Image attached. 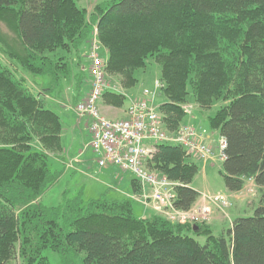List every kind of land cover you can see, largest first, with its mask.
<instances>
[{
  "label": "trees",
  "instance_id": "1",
  "mask_svg": "<svg viewBox=\"0 0 264 264\" xmlns=\"http://www.w3.org/2000/svg\"><path fill=\"white\" fill-rule=\"evenodd\" d=\"M79 1L0 0V20L23 47L21 55L5 53L29 74L48 77L50 94L77 80L75 103L85 95L84 69L76 73L70 54L90 47L95 32L108 50L107 73L120 75L125 89L155 59L164 128L184 124L188 101L202 109L222 102L208 122L227 141L226 187L238 192L253 180L259 206L219 236L204 223L172 222L155 211L139 217L130 199L105 194L44 206L41 196L59 179L47 151L62 149L63 122L47 94L31 93L0 56V264H49V248L64 264H264V0H108L90 14ZM102 98L115 107L126 100L111 90ZM148 166L175 183L177 209L198 201L191 183L199 167L182 146L158 144ZM132 188L141 190L136 179Z\"/></svg>",
  "mask_w": 264,
  "mask_h": 264
},
{
  "label": "rangeland",
  "instance_id": "2",
  "mask_svg": "<svg viewBox=\"0 0 264 264\" xmlns=\"http://www.w3.org/2000/svg\"><path fill=\"white\" fill-rule=\"evenodd\" d=\"M106 1L108 0H81L78 2V5L85 7L90 14L93 12L96 4ZM96 38L98 40V37ZM98 42L99 46H101V56L106 64L108 50L99 40ZM88 49L89 45L87 43L81 47L79 55L75 53L70 54V60L75 66L76 73H79L82 66L86 68H84L85 71H81L84 79L82 86L83 88L85 87L82 95H86L90 88V63L85 56ZM5 52H10L13 55H21L23 54V47L15 32L5 22L0 20V56L2 62L10 67L18 78L25 80V84L31 93L34 95L46 93L49 95L45 99L46 105L55 110L63 122L62 149L60 151H47L50 156V168L52 171L59 173V179L41 196L40 202L46 207H54L60 206L65 201V197L72 198L81 195L83 200L87 202L105 194L113 199L128 198L133 202L134 213L137 216H149V212L146 215L144 214L147 209L143 208L132 190L128 191V197L125 196L120 192L122 190L118 188L115 183L116 181L113 183L112 177L105 175L106 171L98 166L97 155L89 146L91 135L86 119L81 118L79 121L82 122L78 123L77 114L76 112V115L74 114L72 108L75 103L74 96L78 91V89L76 90L77 80L71 79L70 82L63 81L55 89V92L50 94V91H48V77L29 74L20 68ZM135 75L138 78V83L130 89H125L122 86V77L120 75L107 73L109 83L118 87L119 91L125 94L126 100L124 107L128 106L129 99L132 96L140 97L145 88L151 91L153 90L155 81L161 79V66L155 59H151L148 61L147 66L144 69L137 70ZM111 91H114V89L112 88ZM164 100L165 97L161 91L155 92V105H159ZM187 104L189 111L184 119V124L192 125L201 132L204 131L206 144L215 153L213 158L206 163L198 158H193L199 167V171L193 178L191 185L200 193H220L228 195L232 203L226 209V214L217 211L214 213L215 217H212L204 223L210 226L214 235L219 236L232 226L236 218L253 216L255 214V210L259 206L261 191L253 180L246 181L243 189L238 192H230L226 187L224 164L223 160L219 158V142L222 136L219 131L212 130L208 122V117L215 114L222 102H217L208 109L200 108L193 100L188 101ZM121 175L128 179L129 187L133 181V175L130 172L127 174L122 173ZM112 183L113 185H111ZM193 222L199 223L196 221ZM195 237L201 244H204L206 241L204 234L196 235ZM44 255L47 257L49 264H64L57 251L49 248L44 251Z\"/></svg>",
  "mask_w": 264,
  "mask_h": 264
},
{
  "label": "built area",
  "instance_id": "3",
  "mask_svg": "<svg viewBox=\"0 0 264 264\" xmlns=\"http://www.w3.org/2000/svg\"><path fill=\"white\" fill-rule=\"evenodd\" d=\"M96 37L95 32L88 51L90 88L74 110L79 118L89 122V146L97 155L98 166L115 167L123 173L130 172L140 185L141 190L135 195L139 202L172 222L205 223L217 211L226 214V209L232 205L231 199L220 193H201L200 201L198 199L190 209H177L174 205L175 183L148 166L157 152V145L162 143L180 145L187 155L203 162L211 160L215 155L206 144L204 131L189 124H183L175 132L164 128L159 105L154 104L155 92H162L164 87L162 81L156 80L152 91L145 88L140 97H131L124 118L109 119L101 114L99 102L105 91L112 88L119 91V88L109 83L106 64ZM226 147L227 141L222 137L219 142V158L223 161L226 159Z\"/></svg>",
  "mask_w": 264,
  "mask_h": 264
},
{
  "label": "crops",
  "instance_id": "4",
  "mask_svg": "<svg viewBox=\"0 0 264 264\" xmlns=\"http://www.w3.org/2000/svg\"><path fill=\"white\" fill-rule=\"evenodd\" d=\"M84 69V67H82ZM87 89V88H86ZM125 90V89H124ZM83 93V91H81ZM82 95V94H81ZM86 95L83 96V98L85 97ZM47 97H49V95H46L44 98L46 99ZM132 98H136V97H133ZM61 100V99H60ZM60 100H57V101H60ZM100 103H101V107H100ZM130 103V102H129ZM76 105V103H74ZM73 104V112L75 114V110H74V107L75 105ZM125 104V103H124ZM129 105V104H128ZM121 106V107H115V106H112V105H109L107 104L104 99L102 98L99 102V109H100V112L103 116L109 118V119H115V118H124L126 116V107ZM76 115V114H75ZM77 116V115H76ZM77 119H78V123L82 122V121H79L81 120V118H79L77 116ZM86 122H87V126H88V120L86 119ZM103 170H105V175H109L110 177H112V182L117 184L118 188H121L122 192L125 196H128V191L129 190H132L133 191V188H132V183L131 185L128 187V179L121 175L123 172H121L119 169L115 168V167H105V169L103 168ZM124 174H127L124 172ZM135 178L133 177L132 180H134ZM113 183L111 185H113ZM144 208V207H143ZM145 209V208H144ZM150 210V211H149ZM147 209L146 212L144 213L145 215L149 212V216L150 215H153L155 214L154 211H152L151 209ZM215 217V214L214 216ZM215 221V220H214Z\"/></svg>",
  "mask_w": 264,
  "mask_h": 264
},
{
  "label": "bare ground",
  "instance_id": "5",
  "mask_svg": "<svg viewBox=\"0 0 264 264\" xmlns=\"http://www.w3.org/2000/svg\"><path fill=\"white\" fill-rule=\"evenodd\" d=\"M91 44V43H90ZM101 47V46H100Z\"/></svg>",
  "mask_w": 264,
  "mask_h": 264
},
{
  "label": "water",
  "instance_id": "6",
  "mask_svg": "<svg viewBox=\"0 0 264 264\" xmlns=\"http://www.w3.org/2000/svg\"><path fill=\"white\" fill-rule=\"evenodd\" d=\"M197 227V226H196Z\"/></svg>",
  "mask_w": 264,
  "mask_h": 264
}]
</instances>
